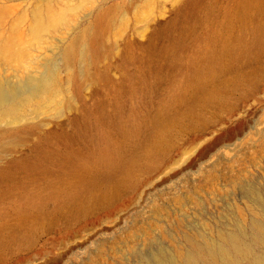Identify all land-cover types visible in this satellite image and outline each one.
Masks as SVG:
<instances>
[{
  "label": "rangeland",
  "instance_id": "374dc122",
  "mask_svg": "<svg viewBox=\"0 0 264 264\" xmlns=\"http://www.w3.org/2000/svg\"><path fill=\"white\" fill-rule=\"evenodd\" d=\"M238 1L0 0V44L13 43L0 56V78L18 92L57 72L68 82L65 61L74 40L92 20L112 17L88 62L78 49L76 77L57 95L65 102L61 113L32 111L19 124L0 121V167L35 160L43 172L28 180V191L49 196L45 218L3 249L0 264H146L158 253L185 264L188 235L218 240L219 231L240 230L252 241L253 221H264V53L234 48L252 44L264 13L244 17ZM37 8L65 15L66 23L34 32ZM208 73H214L210 90L195 96L199 77ZM156 122L161 127L151 132ZM20 124L25 128L18 132ZM218 136L207 158L183 169ZM137 139H144L137 152L160 143L123 179L101 180L127 181L116 195L98 190L84 211L69 208L62 194L49 195L73 181L111 175L101 158L83 159L79 150L100 152L123 141L124 156ZM44 150L54 155L43 157ZM23 176L9 184L27 185ZM14 191L0 197V225L15 222L14 204L24 198ZM252 242L264 252V243Z\"/></svg>",
  "mask_w": 264,
  "mask_h": 264
},
{
  "label": "bare ground",
  "instance_id": "6f19581e",
  "mask_svg": "<svg viewBox=\"0 0 264 264\" xmlns=\"http://www.w3.org/2000/svg\"><path fill=\"white\" fill-rule=\"evenodd\" d=\"M238 2L242 6L241 8L243 11L241 15L244 17L250 18L251 16H257L259 13H264V0H239ZM34 12V32L40 33L42 29L54 31L53 29H57V27L66 23L65 15H62L61 17L59 16V18L49 10L42 11L39 8ZM190 13L191 10L189 7L184 8V16H188ZM111 20L112 17L105 15L100 16V18L95 21L92 20L74 40L68 50V55L65 61V68L69 71L68 82L61 81L57 72L49 79H45L46 81L41 83L36 89L18 92L8 88L0 78V121L8 120L9 122L19 124L28 119L32 111L55 110V112L61 113L65 102L64 100H60L57 95L64 91L69 81L76 77L74 64L78 49L80 51L79 59L83 63L88 62L90 55L98 49L99 36L102 29L105 28ZM228 20L232 24V21L230 19ZM256 32L258 33L256 34ZM230 37L231 36H228V38H225L222 41V46L228 42ZM230 41L231 40H229L228 44ZM177 43L185 44L184 41L180 40ZM244 43H246V41ZM251 43L252 44L237 46L234 49L240 51V54L241 52L242 54L249 55L264 53V22H262L261 26L258 25L257 21L255 22V36L252 37ZM12 46L13 43L9 39L1 43L0 56L6 55L8 52L11 53L13 50ZM179 46L182 47V45ZM212 66H215L213 62ZM213 75L214 73H208L203 75L204 77L201 79L199 77V88L198 91H196L195 96L202 95L210 90L209 84L212 81ZM209 94L212 98L218 97L217 91H212ZM184 96V94L180 96L181 101H186V97ZM186 104L191 103L186 102ZM197 114H201V111H198ZM160 127L161 124L156 122L152 126L151 132ZM24 128L25 126L20 124L17 130L20 132L23 131ZM165 132V128H162L160 138ZM124 139H126L125 136ZM221 139L222 137L218 136L214 140L215 144L221 142ZM130 142L131 149L124 156L119 152L120 147L124 145L123 141L115 144L117 149L113 147L112 144H107L103 146V148L101 147L100 152L103 155L102 157H100V152L95 146L88 151L79 150V155H82L83 159H95L99 162V159L101 158L100 161L102 165H105L107 167L106 169L112 172L111 175L98 174L97 176L99 179H92V181H73L71 185L53 191V193H49V195L59 196V194H62L64 197L63 200L66 201L69 208L76 207L83 211L86 209L87 200L90 197L96 196L98 190L103 191L107 195H116L127 181H111L113 184H110V181L101 180H105L107 177L112 179H123L132 168L141 166V164L144 163L145 157L149 154L152 155L155 152L160 143V139L159 141L156 140L153 145H145L140 152L134 150H137V147H140V145L144 143V139H137L135 141L131 140ZM53 155V151L44 150L43 157H52ZM70 162L73 163V160L71 159ZM81 167L83 168L84 166L81 165ZM42 172L43 171L37 166L36 161L30 159H23L19 163H12L8 166L0 167V197H13L16 193L14 189L17 188L22 192L24 198L22 202L14 204L17 208L15 211L17 215L15 222L10 223L6 221L0 225V255L6 247H12L18 244V242L26 236V231L30 226L38 224L43 218H45L46 213H43V210L46 208L49 196L47 193L45 194L41 193L39 190H35L34 187L32 192L28 191L31 183V181L28 180L37 176V173L39 175ZM19 173H24L23 179L25 181L23 182L27 185H24L22 181L17 182V185H10V180L15 179ZM252 226L254 229L252 241L256 243H264V221L256 219L253 221ZM186 238L190 244L191 250H188L182 256V261H184L185 264H264V252H256L253 248V242L245 237L243 231H219L218 240L206 236H202L200 240L189 235ZM146 264H179V259L176 255L167 257L158 253L153 260H149Z\"/></svg>",
  "mask_w": 264,
  "mask_h": 264
},
{
  "label": "water",
  "instance_id": "95a60500",
  "mask_svg": "<svg viewBox=\"0 0 264 264\" xmlns=\"http://www.w3.org/2000/svg\"><path fill=\"white\" fill-rule=\"evenodd\" d=\"M219 144V143H218ZM218 144H215V141L209 142L207 145L204 146L203 150L199 153V155L194 159V161L186 166L183 167V169L190 167V166H195L198 164L200 161L204 160L207 158L218 146ZM181 171V170H180Z\"/></svg>",
  "mask_w": 264,
  "mask_h": 264
}]
</instances>
